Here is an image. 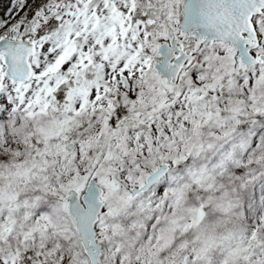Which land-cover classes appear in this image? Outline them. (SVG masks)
I'll use <instances>...</instances> for the list:
<instances>
[{
  "label": "snow or ice",
  "instance_id": "6c2138e0",
  "mask_svg": "<svg viewBox=\"0 0 264 264\" xmlns=\"http://www.w3.org/2000/svg\"><path fill=\"white\" fill-rule=\"evenodd\" d=\"M0 8V264H264V0Z\"/></svg>",
  "mask_w": 264,
  "mask_h": 264
},
{
  "label": "trees",
  "instance_id": "16d2710c",
  "mask_svg": "<svg viewBox=\"0 0 264 264\" xmlns=\"http://www.w3.org/2000/svg\"><path fill=\"white\" fill-rule=\"evenodd\" d=\"M4 3L6 4L7 3V0H4ZM0 11H2V8H0Z\"/></svg>",
  "mask_w": 264,
  "mask_h": 264
}]
</instances>
